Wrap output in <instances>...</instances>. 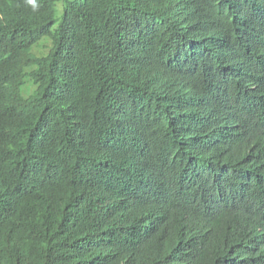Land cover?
<instances>
[{
  "label": "trees",
  "instance_id": "trees-1",
  "mask_svg": "<svg viewBox=\"0 0 264 264\" xmlns=\"http://www.w3.org/2000/svg\"><path fill=\"white\" fill-rule=\"evenodd\" d=\"M0 264H264V0H0Z\"/></svg>",
  "mask_w": 264,
  "mask_h": 264
},
{
  "label": "rangeland",
  "instance_id": "rangeland-1",
  "mask_svg": "<svg viewBox=\"0 0 264 264\" xmlns=\"http://www.w3.org/2000/svg\"><path fill=\"white\" fill-rule=\"evenodd\" d=\"M54 11H55V15H56V22L58 23L60 20V17H61V12H62L59 4L55 5Z\"/></svg>",
  "mask_w": 264,
  "mask_h": 264
},
{
  "label": "clouds",
  "instance_id": "clouds-1",
  "mask_svg": "<svg viewBox=\"0 0 264 264\" xmlns=\"http://www.w3.org/2000/svg\"><path fill=\"white\" fill-rule=\"evenodd\" d=\"M30 2H31V0H30Z\"/></svg>",
  "mask_w": 264,
  "mask_h": 264
}]
</instances>
